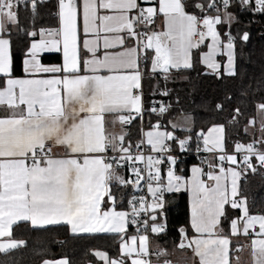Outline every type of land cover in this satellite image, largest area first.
Instances as JSON below:
<instances>
[{
  "label": "snow or ice",
  "instance_id": "6c2138e0",
  "mask_svg": "<svg viewBox=\"0 0 264 264\" xmlns=\"http://www.w3.org/2000/svg\"><path fill=\"white\" fill-rule=\"evenodd\" d=\"M44 3L0 0V255L26 246L13 237L24 222L115 236L114 256L95 253L104 264H159L166 250L152 248L151 237L167 235V197L186 192L188 219L175 231L193 264H234L244 247L252 264H264V210L253 212L241 188L248 172L264 174V98L254 105L259 122L235 107L206 129L185 118L171 131L159 119L138 128L139 138L131 131L145 113L170 108L146 103V81H156L154 90L165 81L159 94L167 97L172 71L191 70L194 57L205 75H242L238 44L250 33L239 17L264 15V0H55L54 25L38 27ZM21 34L17 62L13 36ZM45 53L55 62L45 63ZM214 107L226 111L224 102ZM233 127L248 139H233ZM193 135L196 152L208 155L185 175L174 153L187 151Z\"/></svg>",
  "mask_w": 264,
  "mask_h": 264
},
{
  "label": "trees",
  "instance_id": "16d2710c",
  "mask_svg": "<svg viewBox=\"0 0 264 264\" xmlns=\"http://www.w3.org/2000/svg\"><path fill=\"white\" fill-rule=\"evenodd\" d=\"M55 0H45L41 7L40 15L36 18L37 26H53L55 23L53 15V5ZM28 13L21 12V23L27 24ZM241 31H248L250 39L244 44H238L243 48L244 59L238 61V71L242 75L236 78L223 77L217 79L215 75H205V69L194 57L193 68L191 70H173L169 77L166 87L169 95L163 97L165 104L170 105L168 111L162 116L158 114L145 115L137 119L132 125L131 131L134 138H139L138 128L149 127V123H155L160 120L161 127L171 131L170 120L181 114H189L194 120L195 128H207L213 122H223L227 115L235 107H240L246 117H255V103L264 98V87L257 90V81L264 80V15L262 14H242L239 17ZM237 26H233L235 33ZM23 36H13V56L18 62L21 57L23 46ZM56 54L44 55V62H55ZM159 79V78H157ZM156 81L145 82V101L150 102L157 90H163L165 81L159 79L160 87L153 89L152 85ZM252 87L249 88L248 85ZM230 96L231 99L225 101L224 97ZM224 102L225 112H217L215 104ZM244 121L237 127H243ZM227 131L233 134V139L246 141L247 137H236V127L228 128ZM187 134L177 131V135ZM193 138L195 136L193 135ZM194 162L184 160L178 165V168L184 169L187 174V168ZM246 183L241 181V188L249 198V204L253 212L264 210V174L257 171L255 174L248 172ZM168 207V231L167 235L152 236L151 244L154 248L159 247L166 250L162 255L163 259H170L173 251L180 250L177 247L179 236L175 229L185 224L188 215L187 193L181 192L167 197ZM254 202V203H253ZM13 237L24 239L26 246L17 250H11L8 255H0V261L12 260L14 264H40L43 260H54L66 258L70 264H99L93 256L92 249H99L108 253L110 257L117 251V238L111 234H79L72 235L68 229L63 226H47L43 229H34L28 223L18 222L13 226Z\"/></svg>",
  "mask_w": 264,
  "mask_h": 264
},
{
  "label": "crops",
  "instance_id": "0c3cea01",
  "mask_svg": "<svg viewBox=\"0 0 264 264\" xmlns=\"http://www.w3.org/2000/svg\"><path fill=\"white\" fill-rule=\"evenodd\" d=\"M160 22L157 21V24H159ZM39 38V37H37ZM49 54H55V53H45L44 55H49ZM45 63H50V62H45ZM209 159H211V156H209ZM194 164V163H192ZM190 164L187 168V174L186 175H190V166L192 165ZM227 166V165H226ZM187 204H188V194H187ZM188 210H189V207H188ZM258 231V225L256 226V229ZM252 231V230H250ZM98 234H107V233H98ZM92 235V234H91ZM234 239H238L240 241V243L242 244H247V241L245 240V238L243 236H240L238 238H234ZM152 248L153 245L151 244L150 245ZM180 250H174L173 251V256L168 260V259H163L162 256L159 257V264H163V262L165 260L169 261L170 264H193V261H194V257H193V254L192 252L187 249V248H179ZM97 251H102V250H99V249H92V253H93V256L94 258L96 259L97 262H99V264H104V262L95 255V253ZM102 252H105V251H102ZM110 257V256H109ZM111 258V257H110ZM60 259H64V258H59V259H54V260H50L48 259L49 261H57V260H60ZM156 257H153V260L156 261ZM234 259H236L238 262H236ZM233 261H234V264H252V258H251V252H250V248L248 247H244L242 250L238 251V252H235L234 255H233ZM41 264V263H40ZM88 264H92V263H88Z\"/></svg>",
  "mask_w": 264,
  "mask_h": 264
},
{
  "label": "built area",
  "instance_id": "2783aa9c",
  "mask_svg": "<svg viewBox=\"0 0 264 264\" xmlns=\"http://www.w3.org/2000/svg\"><path fill=\"white\" fill-rule=\"evenodd\" d=\"M161 91L162 90H157L155 92V97L151 101H153V100L156 101V102L163 101L164 104H165V101H164L163 97L159 94ZM174 154L178 155L181 161L192 160L194 162H199V159H201L204 156L208 155L207 153H204L203 151H201L200 153L196 152L195 138H193V143L191 144V146L189 147V149L187 151L182 152V153L177 151Z\"/></svg>",
  "mask_w": 264,
  "mask_h": 264
},
{
  "label": "rangeland",
  "instance_id": "374dc122",
  "mask_svg": "<svg viewBox=\"0 0 264 264\" xmlns=\"http://www.w3.org/2000/svg\"><path fill=\"white\" fill-rule=\"evenodd\" d=\"M218 59L223 60V59H226V58L218 57ZM255 117L257 118V121L259 122V117L257 116V114H256ZM185 118H191V116H190L189 114H181V115L175 117L174 119H171L170 122H171V123H175V124H177V125H182V124H184V122H185ZM170 122H169V123H170ZM258 127H259V123H257V129H258ZM144 129L147 130L148 127L144 128ZM161 130H165V128L162 126V127H161ZM183 250H184V249H183ZM234 260H235L236 262H238L236 259H234Z\"/></svg>",
  "mask_w": 264,
  "mask_h": 264
},
{
  "label": "water",
  "instance_id": "95a60500",
  "mask_svg": "<svg viewBox=\"0 0 264 264\" xmlns=\"http://www.w3.org/2000/svg\"><path fill=\"white\" fill-rule=\"evenodd\" d=\"M178 244H179V242H178ZM178 244H177V245H178ZM177 247H178V246H177ZM178 248H179V247H178Z\"/></svg>",
  "mask_w": 264,
  "mask_h": 264
}]
</instances>
